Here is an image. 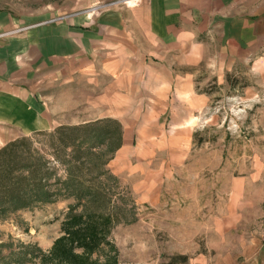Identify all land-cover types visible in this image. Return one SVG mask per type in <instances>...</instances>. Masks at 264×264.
<instances>
[{
    "label": "rangeland",
    "instance_id": "rangeland-1",
    "mask_svg": "<svg viewBox=\"0 0 264 264\" xmlns=\"http://www.w3.org/2000/svg\"><path fill=\"white\" fill-rule=\"evenodd\" d=\"M100 4L0 0V13L15 35ZM181 71L150 115L101 117L135 100L81 80L59 126L0 148V264H264V60Z\"/></svg>",
    "mask_w": 264,
    "mask_h": 264
},
{
    "label": "crops",
    "instance_id": "crops-1",
    "mask_svg": "<svg viewBox=\"0 0 264 264\" xmlns=\"http://www.w3.org/2000/svg\"><path fill=\"white\" fill-rule=\"evenodd\" d=\"M96 3L105 6L95 14L66 13L15 35L7 33L21 21L0 13V148L59 126V114L74 109L58 106L81 80L100 86L105 101H136L106 105L101 117L140 107L150 115L163 107L175 81L190 79L182 69L213 61L223 70L264 60V0ZM188 88L177 96H190Z\"/></svg>",
    "mask_w": 264,
    "mask_h": 264
},
{
    "label": "built area",
    "instance_id": "built-area-1",
    "mask_svg": "<svg viewBox=\"0 0 264 264\" xmlns=\"http://www.w3.org/2000/svg\"><path fill=\"white\" fill-rule=\"evenodd\" d=\"M138 0H119V2L125 6H134Z\"/></svg>",
    "mask_w": 264,
    "mask_h": 264
}]
</instances>
